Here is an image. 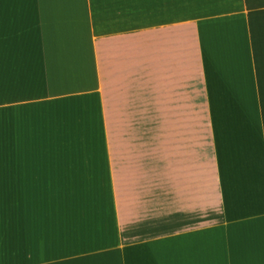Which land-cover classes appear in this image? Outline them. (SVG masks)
Here are the masks:
<instances>
[{
    "label": "crops",
    "instance_id": "1",
    "mask_svg": "<svg viewBox=\"0 0 264 264\" xmlns=\"http://www.w3.org/2000/svg\"><path fill=\"white\" fill-rule=\"evenodd\" d=\"M0 264H264V0H0Z\"/></svg>",
    "mask_w": 264,
    "mask_h": 264
}]
</instances>
